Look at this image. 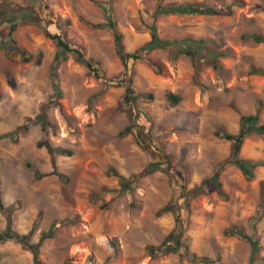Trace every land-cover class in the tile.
Segmentation results:
<instances>
[{
  "label": "rangeland",
  "instance_id": "1",
  "mask_svg": "<svg viewBox=\"0 0 264 264\" xmlns=\"http://www.w3.org/2000/svg\"><path fill=\"white\" fill-rule=\"evenodd\" d=\"M5 1L0 9L16 12L31 3L41 24L98 61L103 74L94 76L72 53L60 51L28 11L16 15L20 20L11 33V14L0 22L1 43L10 33L23 50L5 44L0 49V196L6 207L19 205L11 214L12 229L19 234L32 229L33 243L54 222L53 237L40 243V264H264V166L246 178L225 162L231 142L218 135L236 133L239 115L257 110L264 125V74L250 72L251 66L264 69V43L243 37L264 36V0H102L109 2L127 52L150 39L152 23L163 39L205 40L195 56L197 71L190 56L173 45L127 63L125 83L130 77L135 93L150 92L153 99L136 100L137 126L122 135L131 121L128 105L121 103L126 85L115 87L106 79L121 77L124 68L112 31L92 26L106 21L105 12L93 0ZM159 3L231 5L232 14L154 16ZM52 20L58 29L48 24ZM209 51L221 53L219 69L212 67ZM57 53L59 106L47 110L51 124L42 130L34 118L54 99L50 67ZM43 141L71 154L51 158L38 145ZM161 153L168 156V172L138 177L121 196L102 193L119 187L110 169L125 176L141 173L162 160ZM238 157L264 161V133L247 135ZM216 170L222 193L204 184L185 207L182 194ZM52 171L63 176H39ZM170 202L177 205L173 212L157 213ZM176 215L187 253L207 261H191L183 248L149 255L147 246H173L163 241L177 226ZM4 226L0 211V230ZM232 229L244 237L227 233ZM0 264L34 263L19 243L5 241Z\"/></svg>",
  "mask_w": 264,
  "mask_h": 264
},
{
  "label": "trees",
  "instance_id": "2",
  "mask_svg": "<svg viewBox=\"0 0 264 264\" xmlns=\"http://www.w3.org/2000/svg\"><path fill=\"white\" fill-rule=\"evenodd\" d=\"M94 3L100 7L105 13L106 21L102 23H95L92 26L98 27V28H104L107 27L112 31L115 47H116V54L118 58L120 59L122 65H123V71L121 73V77H118L117 79L114 78H108L106 79V82L112 86H125V92L121 97V103L128 105L127 108L130 109L129 117L131 119L130 123L124 127L120 131L119 134H125L129 132L132 128L136 127L137 124L135 122V117L139 113L136 105V100L138 98H146L148 100L153 99V94L150 92L147 93H135L133 87L131 86V78L128 77L126 83L125 79L122 77L125 75L127 63L129 61L134 62L137 60H140L142 58V52L148 53L155 49H166L169 46H175L177 48L178 54H185L187 56H190V58L193 60V66L194 68L198 69L197 62L195 61V56L198 53V46L203 45L205 42L204 39H191V38H185L182 40H175V39H163L161 38L157 33V27L152 23L149 26L150 29V39L143 43L141 46H139L137 49H135L132 52H127L124 50L122 42H121V34L117 31L115 22L110 16V7L108 1H102V0H93ZM239 3V2H238ZM0 4H7L5 0H0ZM235 5V3H234ZM27 12L30 16V19H32V22H38L39 26L43 29L45 35L54 41L56 47L60 51L72 53L75 57V59L83 64L89 72H91L96 77H102L103 74L100 73L99 69V62L96 60H93L92 58H86L84 56V53L81 49L78 47L72 46L68 41L64 40L60 33H52L49 29H47V25L41 24L38 19L40 17L38 16V13L35 12V14H32L31 9V3L28 2L27 6H24L20 9V11H17L15 9H0V22L5 19V17L10 13L11 17L14 19L15 22H11L9 31L10 33L14 30V27L16 26L17 22L20 20L17 18V14L20 12ZM34 13V12H33ZM31 14V15H30ZM158 14H203V15H216V16H229L232 14V6L231 5H225V6H216L213 4H204V3H180V4H157L154 9V16ZM14 15V16H13ZM31 21V20H28ZM48 24H53L55 28H59V23L57 20L47 21ZM1 43L0 41V49L3 44H5L9 49H14L17 52L23 51L21 48L16 46V41L13 37L10 36ZM245 39L251 38L255 42H262L264 43V36L255 34V33H249L245 34L243 36ZM186 44L187 47H184ZM192 44V45H191ZM193 45H197L196 47H193ZM209 57L212 58V67L214 69H219L220 65L217 61L218 54L214 51H209ZM58 55L57 53L54 56V59L51 63L50 67V76L52 79V84L54 86V99L48 100L47 103L43 104L40 108V112L36 115L34 118L35 123H38L40 125V128L42 130H45L47 126H49L51 123L47 120V110L51 107H54L56 105L59 106V102L57 98L60 96V90H59V80H58V74H57V65H58ZM27 60V58H24ZM250 72L256 75H262L264 74V69L251 66ZM169 97L172 98L174 101L178 100V97L173 94H169ZM21 128L26 129L27 125H23ZM14 132V131H13ZM12 132V133H13ZM8 133V134H12ZM251 133H264V125L259 123V117H258V110L254 114H241L239 115V127L238 131L236 133H228L226 131H222L218 133V135L231 142V153L230 156L225 160L226 163L232 164L236 166L245 176L246 178H251L253 176V169L258 166H264V161H258V160H250V159H243L238 157L240 146L244 140V138L251 134ZM39 146L46 147L47 151L50 153V157L52 158L55 153L63 154V155H70L71 152L69 150L60 148V147H53L49 144L48 141H43L41 143H38ZM151 154H154L151 152ZM163 159L162 160H154L146 169L144 172L137 173V174H129L128 176H125L121 173H119L116 169H110V172L112 175H114L117 178L118 181V189H103L102 193H111L116 192L118 196L123 195L127 191L132 190L131 183L133 180L137 179L138 177H142L144 175L150 174L154 171H162V172H168L170 169V164L168 162V156L167 154L161 153ZM53 161V160H52ZM53 164V162H52ZM49 174H56L59 178L63 175L61 173H58L57 171H52L49 173H40L39 176H45ZM219 171L216 170L211 177L203 179L200 181L198 185L193 186L190 190L184 192L182 194V204L186 207V205L189 202V199L192 197L197 196L202 191V187L204 184H209L211 188H213L216 192L219 194L222 193L221 190V183L218 180ZM180 197V196H179ZM18 204H11L9 206H4L1 201L0 196V211L5 217V226L2 230H0V242L5 241H15L21 245V247L30 253H32L33 257V263L34 264H40L38 253H39V246L41 241L53 237L54 233V222L50 225L49 229L47 231H44L40 234V239L37 243L31 242L30 239V230L26 234H19L16 231L12 229L11 226V214L14 210L18 208ZM177 207L176 204L168 203L167 205L161 207L158 210V214H161L165 211L173 212L175 208ZM177 226H175L164 238L163 243L172 242L173 246L167 245L166 248L162 249V244L158 246H147V250L150 256H155V254L159 251H161L163 254L166 253H178L180 248H183L184 254L188 255L191 261H202L205 262L208 259L200 258L197 259L196 255L193 253H187V247L181 242L180 236L182 235L183 228L180 227V223L178 221V217L176 215L175 217ZM229 234L236 233L238 236L244 237V235L237 229H232L228 231ZM253 251L256 250V245L253 243Z\"/></svg>",
  "mask_w": 264,
  "mask_h": 264
}]
</instances>
